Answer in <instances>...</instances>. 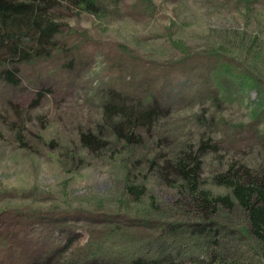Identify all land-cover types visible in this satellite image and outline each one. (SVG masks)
<instances>
[{
  "label": "rangeland",
  "instance_id": "rangeland-1",
  "mask_svg": "<svg viewBox=\"0 0 264 264\" xmlns=\"http://www.w3.org/2000/svg\"><path fill=\"white\" fill-rule=\"evenodd\" d=\"M93 1L54 9L58 43L73 49L19 62L17 85L0 78V264H127L138 252L264 264L239 206H196L160 166L188 148L215 194L229 190L211 177L226 162L264 176V0ZM111 89L156 108L128 141L102 113Z\"/></svg>",
  "mask_w": 264,
  "mask_h": 264
},
{
  "label": "trees",
  "instance_id": "trees-1",
  "mask_svg": "<svg viewBox=\"0 0 264 264\" xmlns=\"http://www.w3.org/2000/svg\"><path fill=\"white\" fill-rule=\"evenodd\" d=\"M71 2L77 5V11L96 10L97 7L93 0H0V78L17 85L19 62H36L42 57L54 60L74 48L67 41L62 45L58 43V33L63 22L57 20L53 13L56 6H65ZM69 60L70 58L67 63ZM102 105L107 125L113 129L116 137H122L125 141L134 135L136 125L150 122L156 110L149 103H126L123 93H116L113 89L109 90ZM98 134L85 128L80 133V140L91 148L98 144L97 138L102 140ZM200 143L207 145V140L200 139ZM173 152L171 159L165 157L160 164L165 166L162 167L164 173L174 171L181 181L179 186L187 189L196 206L200 204L211 211H216L220 206H226L228 211L239 206L247 216L250 231L252 230L254 237L264 247V176L253 174L242 162H226L219 170H213L211 177L214 184L226 186L229 190L223 194H215L201 185L203 180L199 173L202 167L200 155L192 153L188 148L175 149ZM123 163L125 164L124 161ZM159 168L157 171L161 172ZM127 174L129 171L126 169V189L135 196L143 194L145 185L129 180ZM168 254L157 256L138 252L128 259L127 264H179ZM218 263L225 264L220 260ZM85 264L97 263L88 261ZM197 264L217 263L202 258Z\"/></svg>",
  "mask_w": 264,
  "mask_h": 264
}]
</instances>
